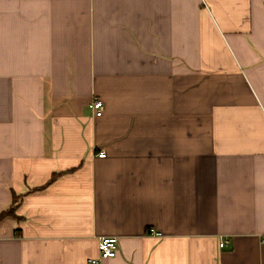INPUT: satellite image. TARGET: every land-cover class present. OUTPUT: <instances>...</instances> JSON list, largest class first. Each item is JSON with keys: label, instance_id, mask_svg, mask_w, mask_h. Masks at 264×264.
Instances as JSON below:
<instances>
[{"label": "crops", "instance_id": "obj_1", "mask_svg": "<svg viewBox=\"0 0 264 264\" xmlns=\"http://www.w3.org/2000/svg\"><path fill=\"white\" fill-rule=\"evenodd\" d=\"M11 208L0 264H264V0H0Z\"/></svg>", "mask_w": 264, "mask_h": 264}, {"label": "built area", "instance_id": "obj_2", "mask_svg": "<svg viewBox=\"0 0 264 264\" xmlns=\"http://www.w3.org/2000/svg\"><path fill=\"white\" fill-rule=\"evenodd\" d=\"M92 109L95 114V116H102L103 114V109H104V103L103 100L94 98L92 101ZM97 156L99 157H104L105 152L100 151L97 153ZM220 243L219 246L223 248L227 243L226 238H220ZM118 239L116 236H111V235H106V236H101L98 238V249H99V259H106L107 257H114L117 254L118 251ZM99 259H92L91 263H99Z\"/></svg>", "mask_w": 264, "mask_h": 264}, {"label": "trees", "instance_id": "obj_3", "mask_svg": "<svg viewBox=\"0 0 264 264\" xmlns=\"http://www.w3.org/2000/svg\"><path fill=\"white\" fill-rule=\"evenodd\" d=\"M13 213V209H9V210H6V211H3V213H0V220L1 218H3L5 215H8V214H12Z\"/></svg>", "mask_w": 264, "mask_h": 264}]
</instances>
